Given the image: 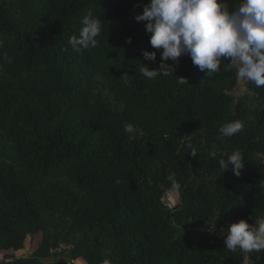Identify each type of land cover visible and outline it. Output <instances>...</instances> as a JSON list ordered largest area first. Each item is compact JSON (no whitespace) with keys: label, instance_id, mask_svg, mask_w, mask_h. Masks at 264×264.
<instances>
[{"label":"trees","instance_id":"1","mask_svg":"<svg viewBox=\"0 0 264 264\" xmlns=\"http://www.w3.org/2000/svg\"><path fill=\"white\" fill-rule=\"evenodd\" d=\"M148 2L0 0V251L39 237L28 257L1 264H66L63 246L84 264H264V251L230 252L209 230L264 218V87L248 81L236 98L230 59L208 78L187 55L146 79L139 69L158 68L162 51L135 20ZM89 13L97 47L74 51L67 41ZM234 120L242 130L217 140ZM235 150L240 176L218 165ZM170 174L182 186L173 208ZM191 225L206 230H181Z\"/></svg>","mask_w":264,"mask_h":264},{"label":"clouds","instance_id":"2","mask_svg":"<svg viewBox=\"0 0 264 264\" xmlns=\"http://www.w3.org/2000/svg\"><path fill=\"white\" fill-rule=\"evenodd\" d=\"M135 20L147 22L151 47L162 50L158 68L150 69L144 64L139 69L146 79L169 76L175 71L173 65L187 55L193 66H198L208 78L219 71L221 58L230 59L229 65L235 69L238 81L247 80L257 88L264 87V0H240L234 8L230 2L222 0H149L143 4V11L135 16ZM81 24L79 35H72L68 45L74 51L97 47L101 21L89 13ZM127 43H132L131 37ZM2 47L3 41H0ZM4 57L7 58L6 53ZM143 58L155 62L157 51H144ZM123 128L130 138L136 132L132 123H125ZM242 128L239 120L227 122L219 129L216 139L231 138ZM187 147L193 157L197 156V149L190 142ZM243 158L238 150L221 153L219 168L224 173L231 170L240 176L245 167ZM167 179L172 191H180L182 186L175 174L168 175ZM223 237L225 248L230 252L237 249L246 254L264 251V218L256 219L254 225L243 219L231 223ZM102 264H111V261L105 258Z\"/></svg>","mask_w":264,"mask_h":264},{"label":"rangeland","instance_id":"3","mask_svg":"<svg viewBox=\"0 0 264 264\" xmlns=\"http://www.w3.org/2000/svg\"><path fill=\"white\" fill-rule=\"evenodd\" d=\"M224 2V0H222ZM247 80H241L239 81L238 87L236 88L234 95L236 98H243L244 95L248 94L247 89ZM165 204L169 208H173L177 206L180 203V194L178 192H167L165 198H164ZM229 224H221L217 219H215L209 227V230H212L219 235L223 236V233L226 232ZM182 231L187 232L191 236H196L198 233H200L203 230H206V228H203L201 226H187L184 228H181ZM39 240V237H36L35 240L32 242V239L29 237V239L26 242V249L24 251H18V252H12V251H0V256L3 257L4 260H0V264L4 261L11 260L16 257H28L30 255V251L32 246L37 243ZM58 255L60 256L62 262L66 264H84L79 259H77L74 254L70 252V249L66 246L61 247L57 251Z\"/></svg>","mask_w":264,"mask_h":264},{"label":"crops","instance_id":"4","mask_svg":"<svg viewBox=\"0 0 264 264\" xmlns=\"http://www.w3.org/2000/svg\"><path fill=\"white\" fill-rule=\"evenodd\" d=\"M0 260H4L3 257L0 256Z\"/></svg>","mask_w":264,"mask_h":264}]
</instances>
